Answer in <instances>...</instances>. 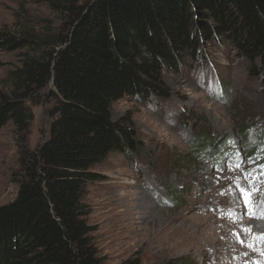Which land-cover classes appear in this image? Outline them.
I'll return each mask as SVG.
<instances>
[{"label": "rangeland", "instance_id": "rangeland-1", "mask_svg": "<svg viewBox=\"0 0 264 264\" xmlns=\"http://www.w3.org/2000/svg\"><path fill=\"white\" fill-rule=\"evenodd\" d=\"M65 15L49 0H0V29L19 37H53ZM49 49L0 50V93L11 96V72L25 56ZM251 65L259 60L251 64L213 41L179 72H164L167 98L124 96L112 104V119L129 123L139 149L110 154L82 199L104 264H231L230 246L249 238V221L264 222V79ZM51 91L50 81L21 101L29 116L23 140L10 122L0 131V205L16 196L19 152L49 137ZM235 218L236 229L219 241L218 230Z\"/></svg>", "mask_w": 264, "mask_h": 264}, {"label": "trees", "instance_id": "trees-1", "mask_svg": "<svg viewBox=\"0 0 264 264\" xmlns=\"http://www.w3.org/2000/svg\"><path fill=\"white\" fill-rule=\"evenodd\" d=\"M49 2L66 14L53 37L0 29L1 51L50 48L11 72V96L0 93V131L10 122L23 140L29 116L21 101L50 81L55 98L48 139L19 152L16 196L0 205V264H104L82 199L110 154L139 149L129 123L112 119V104L167 98L164 72H179L213 41L259 60L251 70L264 79V0Z\"/></svg>", "mask_w": 264, "mask_h": 264}, {"label": "bare ground", "instance_id": "bare-ground-1", "mask_svg": "<svg viewBox=\"0 0 264 264\" xmlns=\"http://www.w3.org/2000/svg\"><path fill=\"white\" fill-rule=\"evenodd\" d=\"M226 194H228V192ZM222 202H224L225 204L226 202L232 203L233 202L232 195L229 194V196H227L226 198H223ZM258 215L259 213L257 212V217ZM239 220L240 218H235L233 222L231 223V225L229 226L231 228L223 229L222 231L218 230L219 241H221L222 238L226 236L227 232L230 229L231 230L236 229V227L239 224ZM249 224L251 225V229H250L251 235L249 236V238H242V239L239 238L235 240L233 244L230 246L231 250L232 249L234 250L232 253V260L230 262L231 264H249V263L251 264V262H253L254 260H255L254 261L255 264H258V263L264 264V248L263 247L255 248V243L258 242V240H261L262 238H264V222H262L261 220L252 218L249 221ZM253 248H255V250H254V253L251 254L250 250Z\"/></svg>", "mask_w": 264, "mask_h": 264}, {"label": "snow or ice", "instance_id": "snow-or-ice-1", "mask_svg": "<svg viewBox=\"0 0 264 264\" xmlns=\"http://www.w3.org/2000/svg\"><path fill=\"white\" fill-rule=\"evenodd\" d=\"M244 198H245V203L248 204L249 203V199H248V194L244 193Z\"/></svg>", "mask_w": 264, "mask_h": 264}]
</instances>
